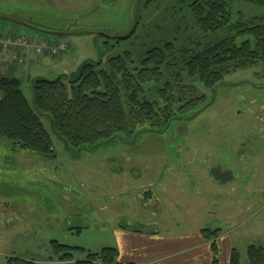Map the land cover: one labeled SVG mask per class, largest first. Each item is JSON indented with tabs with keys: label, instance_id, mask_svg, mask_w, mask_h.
Instances as JSON below:
<instances>
[{
	"label": "rangeland",
	"instance_id": "374dc122",
	"mask_svg": "<svg viewBox=\"0 0 264 264\" xmlns=\"http://www.w3.org/2000/svg\"><path fill=\"white\" fill-rule=\"evenodd\" d=\"M187 2L144 1L135 33L115 39L104 34L128 31L136 0H0V15L21 21L0 17V37L35 36V41L55 39L68 46L59 55H39L30 76L23 73L27 64L15 72L0 66V76L19 79L31 100L36 74L54 79L57 73L76 72L88 58L107 62L130 51V68L139 67L148 49L178 36L210 38L194 28ZM263 12L246 0L231 3L233 18ZM33 27L104 34L58 36ZM15 59L20 57L15 54ZM196 84L198 94L206 97L192 111L210 105L195 117L175 119L163 132L145 129L133 138H115L79 156L54 133V155L47 157L12 147L0 136L5 195L0 201V264L8 257L45 258L52 240L84 249L74 251L83 259L113 244L116 225L135 227L129 219L151 218L152 211L173 230L220 229L224 241L241 253V264H249L248 247L264 246V63L232 71L214 91ZM146 192L158 195L160 202L148 206Z\"/></svg>",
	"mask_w": 264,
	"mask_h": 264
},
{
	"label": "trees",
	"instance_id": "16d2710c",
	"mask_svg": "<svg viewBox=\"0 0 264 264\" xmlns=\"http://www.w3.org/2000/svg\"><path fill=\"white\" fill-rule=\"evenodd\" d=\"M144 1L150 5L158 0H142L141 4ZM246 1L264 10V0ZM232 2L189 0L194 28L210 38L202 41L178 36L148 49L139 67L130 68L134 62L130 51L107 62L88 58L76 72L61 73L54 79L34 76L30 82L31 100L19 79L0 76V136L12 147L47 157L54 155V133L72 155L79 156L80 151L115 138H133L145 129L163 132L175 119L195 117L210 105L192 111L206 97L205 93L198 94L196 83L214 91L232 71L264 63V12L233 18ZM201 232L211 241L212 264H219L216 239L221 230L207 228ZM75 250L84 249L52 240L45 258L8 257L5 264H122L114 247L88 252L82 260L74 256ZM247 257L249 264H264V246L250 245ZM229 264H241V253L235 248L231 249Z\"/></svg>",
	"mask_w": 264,
	"mask_h": 264
},
{
	"label": "crops",
	"instance_id": "0c3cea01",
	"mask_svg": "<svg viewBox=\"0 0 264 264\" xmlns=\"http://www.w3.org/2000/svg\"><path fill=\"white\" fill-rule=\"evenodd\" d=\"M34 37L30 40L31 44L29 47L11 48L6 51L7 53L3 54L4 52H2L0 54V66L4 69V72H15V67H22L26 64L27 68L23 73H27L30 76L31 72L37 71L33 66L36 64V59L40 58V56L36 53L35 47L42 39L35 41ZM54 40L49 41L53 42ZM67 48L56 55L67 52ZM15 54L22 61L15 59ZM43 59L44 57L41 58V60ZM143 199L147 201L148 206H150L149 201L152 203L155 200L156 202H160L158 195L154 196V193L152 194L151 192H148ZM143 204L145 203L143 202ZM151 214L153 215L151 218L129 219L131 220L130 222L134 221L137 223L135 227L131 226L130 223H121L114 227L112 235L113 244L107 247L117 248L120 263L212 264L214 254L211 248V241L207 240L201 232L207 228L173 230L169 228V223H161V218L159 220L155 218V211L154 213L152 211ZM159 226H161V229H159ZM224 238L225 236L221 233L216 239L219 247L218 254L221 255L219 264H229L232 249L231 245L224 241ZM77 259L82 260L81 258ZM35 264H76V261H36Z\"/></svg>",
	"mask_w": 264,
	"mask_h": 264
},
{
	"label": "built area",
	"instance_id": "2783aa9c",
	"mask_svg": "<svg viewBox=\"0 0 264 264\" xmlns=\"http://www.w3.org/2000/svg\"><path fill=\"white\" fill-rule=\"evenodd\" d=\"M21 46L29 47L30 40L20 35H7L5 37H0V49H9L10 47ZM66 48L67 44L63 41L50 43L46 40H42L39 45L36 46V53L38 55H42L45 51H48L51 54H57L59 51L65 50Z\"/></svg>",
	"mask_w": 264,
	"mask_h": 264
},
{
	"label": "water",
	"instance_id": "95a60500",
	"mask_svg": "<svg viewBox=\"0 0 264 264\" xmlns=\"http://www.w3.org/2000/svg\"><path fill=\"white\" fill-rule=\"evenodd\" d=\"M141 2L142 0H136L135 3V10H134V18L132 21V25L130 26V28L128 29L127 32H125L122 35H109V34H104L102 32H98V31H58V30H48V29H42V28H38V27H33L34 29L40 31V32H44V33H50V34H54V35H58V36H66V35H78V34H93L95 36V38L98 37V35L100 34H104L105 36L109 37V38H115V39H126L129 38L130 36H132V34L134 33L136 27H137V23L139 21V10H140V6H141ZM0 17L2 18H6L12 21H16V22H21L17 19L8 17V16H4V15H0ZM26 24V23H23ZM66 73V72H65ZM58 74H56L57 76Z\"/></svg>",
	"mask_w": 264,
	"mask_h": 264
},
{
	"label": "flooded vegetation",
	"instance_id": "af4514ba",
	"mask_svg": "<svg viewBox=\"0 0 264 264\" xmlns=\"http://www.w3.org/2000/svg\"><path fill=\"white\" fill-rule=\"evenodd\" d=\"M3 197H5V195H4V190L2 189V187H1V185H0V201L2 202V203H4V199H2ZM6 204H8V203H6Z\"/></svg>",
	"mask_w": 264,
	"mask_h": 264
}]
</instances>
